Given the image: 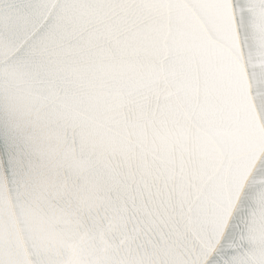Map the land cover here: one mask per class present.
Listing matches in <instances>:
<instances>
[{"label":"snow or ice","instance_id":"snow-or-ice-1","mask_svg":"<svg viewBox=\"0 0 264 264\" xmlns=\"http://www.w3.org/2000/svg\"><path fill=\"white\" fill-rule=\"evenodd\" d=\"M0 11V89L54 124L84 173L43 264H65L57 249L75 264H264V0ZM23 152L0 133V208L31 186Z\"/></svg>","mask_w":264,"mask_h":264},{"label":"water","instance_id":"water-1","mask_svg":"<svg viewBox=\"0 0 264 264\" xmlns=\"http://www.w3.org/2000/svg\"><path fill=\"white\" fill-rule=\"evenodd\" d=\"M3 3L0 0V5ZM7 39L0 35V44ZM5 130L21 138V168L32 177V183L20 193H11L0 208V249L12 264H43L52 252L51 239L67 233L68 214L77 201L76 183L84 179V173L70 167L63 133L51 123L38 125L29 115L24 96L19 106L12 108L0 89V133ZM56 254L65 264H75L79 259L70 249H57Z\"/></svg>","mask_w":264,"mask_h":264}]
</instances>
